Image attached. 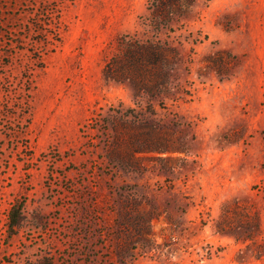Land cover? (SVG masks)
I'll return each mask as SVG.
<instances>
[{"label": "rangeland", "instance_id": "rangeland-1", "mask_svg": "<svg viewBox=\"0 0 264 264\" xmlns=\"http://www.w3.org/2000/svg\"><path fill=\"white\" fill-rule=\"evenodd\" d=\"M0 264H264V0H0Z\"/></svg>", "mask_w": 264, "mask_h": 264}, {"label": "trees", "instance_id": "trees-1", "mask_svg": "<svg viewBox=\"0 0 264 264\" xmlns=\"http://www.w3.org/2000/svg\"><path fill=\"white\" fill-rule=\"evenodd\" d=\"M65 1V0H63ZM51 33V32H50ZM45 38L41 40V43L48 47L49 45H54V41L59 40V36L57 34H44ZM21 209L16 210L13 208L9 213V227L14 229L19 226L20 224V216H21Z\"/></svg>", "mask_w": 264, "mask_h": 264}]
</instances>
